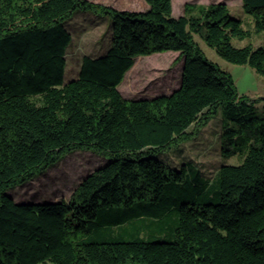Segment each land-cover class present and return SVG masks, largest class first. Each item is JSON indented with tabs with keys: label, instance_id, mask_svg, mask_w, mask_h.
<instances>
[{
	"label": "trees",
	"instance_id": "16d2710c",
	"mask_svg": "<svg viewBox=\"0 0 264 264\" xmlns=\"http://www.w3.org/2000/svg\"><path fill=\"white\" fill-rule=\"evenodd\" d=\"M144 12L88 0H0V264H264V116L240 96L230 73L209 61L195 38L223 60L264 77V0H242L252 23L224 3L143 0ZM112 23L110 46L84 55L65 84L77 10ZM176 52L179 87L126 99L118 87L139 57ZM221 116V156L236 157L212 180L159 159L199 136ZM88 151L109 160L69 201L20 203L8 195L66 155ZM191 177V181L190 178ZM176 212L172 241L124 240L117 228L163 225Z\"/></svg>",
	"mask_w": 264,
	"mask_h": 264
},
{
	"label": "rangeland",
	"instance_id": "374dc122",
	"mask_svg": "<svg viewBox=\"0 0 264 264\" xmlns=\"http://www.w3.org/2000/svg\"><path fill=\"white\" fill-rule=\"evenodd\" d=\"M104 6L122 11H145L148 6L143 0H92ZM91 1V2H92ZM224 3L235 19H243L246 28L252 23L243 12L242 0H172V16L178 18L184 14L186 4L210 5ZM72 40L67 49L64 83L78 77L81 60L84 55L100 56L110 46L112 23L108 17L92 11L77 10L73 18L65 23ZM205 57L218 65L220 69L231 74L237 92L250 100L264 97V77L258 75L248 66L231 64L220 58L199 38H195ZM264 35H254L244 41L232 40V44L241 48L251 44L254 48L263 45ZM178 53L167 52L136 59L135 65L127 72L118 90L126 99L153 98L170 94L180 85L183 62L176 63ZM254 112L264 116V104L257 101ZM221 116H216L198 137L181 144L178 148L162 153L159 159L172 169L180 170L183 165L189 175L200 171L208 180H212L218 169L224 165H238L240 159H224L221 156ZM109 160L88 151H76L66 155L57 164L50 167L31 182L18 186L8 192L15 202L20 203H54L69 201L81 182L98 168L107 165ZM190 181H191V177ZM176 212L171 211L164 219L163 225L139 228L127 225L113 231V236L130 240L141 237L145 240L172 241ZM50 264V263H48ZM142 264V263H132Z\"/></svg>",
	"mask_w": 264,
	"mask_h": 264
},
{
	"label": "crops",
	"instance_id": "0c3cea01",
	"mask_svg": "<svg viewBox=\"0 0 264 264\" xmlns=\"http://www.w3.org/2000/svg\"><path fill=\"white\" fill-rule=\"evenodd\" d=\"M88 1H92V0H88ZM93 3H95V1H92ZM99 4V3H97ZM146 4V3H145ZM110 7V6H109ZM122 11H125V10H122ZM146 11V10H145ZM129 12H144V11H129Z\"/></svg>",
	"mask_w": 264,
	"mask_h": 264
}]
</instances>
